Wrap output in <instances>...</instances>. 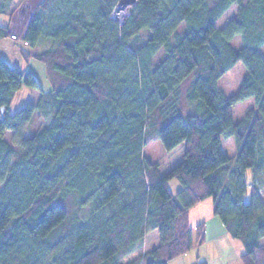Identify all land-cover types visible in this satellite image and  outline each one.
<instances>
[{
  "label": "trees",
  "instance_id": "16d2710c",
  "mask_svg": "<svg viewBox=\"0 0 264 264\" xmlns=\"http://www.w3.org/2000/svg\"><path fill=\"white\" fill-rule=\"evenodd\" d=\"M15 1L0 0V16ZM117 1L36 5L20 34L49 90L0 58V264H167L207 242L206 222L189 219L206 199L243 264H264V0H139L123 23ZM13 35L0 22V41ZM43 38L52 46L36 51ZM240 62L247 72L228 96L219 81ZM24 86L40 99L14 112ZM246 99L255 106L234 122ZM158 139L186 145L167 172L144 154ZM154 231L158 245L126 261Z\"/></svg>",
  "mask_w": 264,
  "mask_h": 264
},
{
  "label": "rangeland",
  "instance_id": "374dc122",
  "mask_svg": "<svg viewBox=\"0 0 264 264\" xmlns=\"http://www.w3.org/2000/svg\"><path fill=\"white\" fill-rule=\"evenodd\" d=\"M15 5L12 6L13 15H10L9 13H4L0 16V22L1 23H10L13 22L16 24L17 34L16 38L13 37L14 40H17L21 37L20 32L22 31V27L28 24L27 19L31 17V15L34 13L33 11L36 8V5H38L42 0H16ZM139 0H133L127 4L125 7V15H123L122 19L125 20L127 16L131 13V10L133 9V6H135ZM118 3H120V0L117 1V3L114 6V12L112 15V18L119 21V19L115 16L116 12L119 11L116 7L118 6ZM238 11V6H233L230 8V10L225 14V16L220 20V22L217 23V25L220 27L225 26L234 15H236V12ZM180 30H182L184 25L180 26ZM24 46L25 44L22 42L21 39H18V45ZM234 46L241 47L242 39L240 36H237L233 40ZM27 46V45H26ZM52 46V41L47 38H43L39 43L38 46L35 48L36 51H41L45 49H49V47ZM20 48V47H19ZM24 48H26L24 46ZM24 48H20V54L19 50L15 52H10L11 54H6L7 59L16 67H20L23 70L30 69L33 71L35 77H37L39 83L41 84L44 89L49 90L50 87V80L49 76H47V70L46 65L42 61H38L36 59L31 58L29 60V57L27 58L24 55L25 51H29V53L33 52L32 47L27 46V50H24ZM24 50V51H23ZM18 57H22V60L15 59L13 56L17 55ZM163 54V51L157 54L155 60H157L158 57H160ZM16 57V56H15ZM28 69H26V67ZM247 72V67H245L244 63H238L234 67H232V70L224 74L219 81V87L221 90H224L226 95L230 96L233 95L235 92H237L242 84L244 74ZM41 91H38L36 89L22 87V89L19 91V93L16 95L15 100L13 101L11 105V110L14 112L19 111V109L23 106H26L30 102H38L40 99ZM255 106L254 99H246L244 102H239L237 105L233 108V118L234 122L239 121L243 116H245V113L248 111L249 108ZM187 111L191 112L192 108H189ZM43 119L40 118V116L37 114L31 124L28 125V129L26 130L28 134H31L32 132L36 131L37 128H39L42 125ZM8 140H10V135L7 136ZM224 149L225 151L230 154L234 155L236 153V143L233 138L225 139L223 140ZM16 146V145H15ZM185 143L183 142L181 145H179L177 148L173 149L172 151H167L165 146H163L161 140H153L150 142V144L144 146V154L146 158L152 159L154 161H158L160 164V168H162L163 172H167L172 169L173 166L180 163L184 158V152H185ZM178 183V182H176ZM256 183H260V180ZM179 184V183H178ZM263 187L260 189V194L264 198V183L262 184ZM214 216V208H213V200L207 199L205 202L199 203L196 208L192 210V227H195V225L200 221H205L209 219V222L213 223V219L211 217ZM219 219V218H217ZM211 223V224H212ZM143 247L140 250H137L136 252H133L132 256L130 258H126L125 260H132L138 256L140 253H144V251L150 250L152 248H155L156 245H158V232L154 231L151 232L146 236L144 239ZM197 247V246H196ZM195 247V248H196ZM199 251V252H198ZM204 254V249L197 250L195 249L192 252H188L187 256H185L186 263L188 264H195V258L198 257V254ZM178 261V260H177ZM177 261H173L170 264H176Z\"/></svg>",
  "mask_w": 264,
  "mask_h": 264
},
{
  "label": "crops",
  "instance_id": "0c3cea01",
  "mask_svg": "<svg viewBox=\"0 0 264 264\" xmlns=\"http://www.w3.org/2000/svg\"><path fill=\"white\" fill-rule=\"evenodd\" d=\"M29 19L30 18H28L27 21ZM2 24L10 25L12 28V34H15V35L17 34V30H15L16 24H14L13 18H12L11 24L9 22L8 23H2ZM24 28H25V26L22 27V30ZM18 39L22 40L21 37ZM18 39L14 40L13 37H8V38L0 41V58L8 60L6 54H11L10 52H12V51L16 53L18 50H19V54H20L21 53L20 48H24V46L27 48L28 45L27 46L26 45L22 46L20 44L18 45ZM22 42H23V40H22ZM26 48H24V50H27ZM15 56H13L15 59H19V60L23 59L20 56L18 57V54ZM13 66H15V65H13ZM28 67L29 66H27L26 69H28ZM172 188H174L175 190L180 189L179 185H178V183H176V181H173ZM194 208H196V207H194ZM194 208H192V210ZM192 210L190 212V218H189L190 223L192 222V220H191ZM211 218L213 219V223L211 222L212 224L209 222V219L205 220L206 230H207V234H206V241L207 242L203 245H197L196 248L194 247L192 250L188 251V252H192L195 249H197V250H200V249L202 250V248L204 249V254L201 255L199 253L198 257H196L194 259L195 264H197L199 261H205V262H208L210 264H243V261L241 260V255L245 252L243 244L241 242H239L238 240L234 239L233 237H231L230 234H228L226 232V230L224 229L223 224H222L220 219H217V217H215V216H213ZM200 222H202V221H200ZM191 226H193L192 223H191ZM185 256H187V254L180 256V257H177V259L169 261L167 264H170L173 261H177V260L178 261L176 262V264H188V263H186Z\"/></svg>",
  "mask_w": 264,
  "mask_h": 264
},
{
  "label": "bare ground",
  "instance_id": "6f19581e",
  "mask_svg": "<svg viewBox=\"0 0 264 264\" xmlns=\"http://www.w3.org/2000/svg\"><path fill=\"white\" fill-rule=\"evenodd\" d=\"M131 1H133V0H127V1H125V2H122V3H118V6L116 7L117 9H119V11H117L116 12V14H115V16L117 17V18H122L123 17V15H125V7L127 6V4L129 3V2H131Z\"/></svg>",
  "mask_w": 264,
  "mask_h": 264
},
{
  "label": "built area",
  "instance_id": "2783aa9c",
  "mask_svg": "<svg viewBox=\"0 0 264 264\" xmlns=\"http://www.w3.org/2000/svg\"><path fill=\"white\" fill-rule=\"evenodd\" d=\"M119 19V22L123 23L125 20H123L122 18H118ZM17 35H13L14 38H16Z\"/></svg>",
  "mask_w": 264,
  "mask_h": 264
},
{
  "label": "water",
  "instance_id": "95a60500",
  "mask_svg": "<svg viewBox=\"0 0 264 264\" xmlns=\"http://www.w3.org/2000/svg\"><path fill=\"white\" fill-rule=\"evenodd\" d=\"M125 1H127V0H120V3L125 2Z\"/></svg>",
  "mask_w": 264,
  "mask_h": 264
}]
</instances>
